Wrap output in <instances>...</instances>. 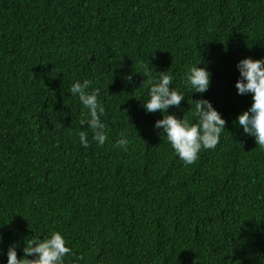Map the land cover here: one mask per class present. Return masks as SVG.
<instances>
[{"label":"trees","instance_id":"16d2710c","mask_svg":"<svg viewBox=\"0 0 264 264\" xmlns=\"http://www.w3.org/2000/svg\"><path fill=\"white\" fill-rule=\"evenodd\" d=\"M245 57L264 58V0H0V264L53 231L79 264H264V149L236 123ZM195 63L211 72L203 94L185 85ZM145 71L184 94L169 114L194 119L201 97L222 114L215 149L175 155L143 107ZM84 79L103 145L69 92Z\"/></svg>","mask_w":264,"mask_h":264},{"label":"clouds","instance_id":"9594fccd","mask_svg":"<svg viewBox=\"0 0 264 264\" xmlns=\"http://www.w3.org/2000/svg\"><path fill=\"white\" fill-rule=\"evenodd\" d=\"M200 63H195L189 68L185 85L192 93L203 94L210 87L211 72L206 67H198ZM236 67L240 73V78L235 83L238 94H252L251 106L237 116L236 123L245 134L255 138L257 146L264 149V58L245 57ZM159 73L160 75L154 78L147 71L143 74L149 77L148 83L151 85L149 98L143 103V107L149 113L158 110L163 114V118L157 120L154 127L162 129L161 134L166 136L175 155L185 165L193 164L203 150L216 148L225 130L226 120L213 104L203 97L193 101L194 119L186 118L185 115L179 118L175 113L169 114L168 109L172 106L179 108L185 96L173 86V77L168 71ZM127 79L131 81L132 77L129 76ZM89 88V80L84 79L83 82L77 80L71 85L69 92L72 96L78 97L84 109L83 118L80 120L81 126L87 125L92 131V139L103 145L108 139L106 124L101 119L105 108L98 98V90L89 91ZM78 136L80 144L87 148L88 133L80 131ZM117 147L127 150L128 139L125 134H121ZM6 255L7 264H65L66 257H71L72 264H79L82 259L67 246L65 234L61 231H53L43 238L28 241L20 258L16 245L9 246Z\"/></svg>","mask_w":264,"mask_h":264}]
</instances>
